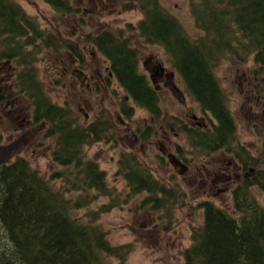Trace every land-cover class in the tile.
Here are the masks:
<instances>
[{"label":"trees","instance_id":"obj_1","mask_svg":"<svg viewBox=\"0 0 264 264\" xmlns=\"http://www.w3.org/2000/svg\"><path fill=\"white\" fill-rule=\"evenodd\" d=\"M44 1L60 12L71 11L68 0ZM137 1L143 13L137 23L140 36L164 48L188 94L215 120L207 129L183 128L191 145L211 153L230 144L236 126L215 74V61L224 54L238 61L252 57L264 69V0H197L191 11L202 35L194 39L159 0ZM52 37L18 3L0 0V61L10 67V95L24 99L33 124H45L42 138L52 139L51 159L64 169L46 179L19 154L0 165V264H108V257L122 264L127 246L110 245L107 233L94 224L99 212L115 204L88 212L93 223L74 214L97 196L110 197L113 190L104 171L82 150L101 140L98 122L78 124L70 108L51 101L38 77L39 45L55 48L58 41ZM91 41L127 97L120 104L122 113L132 115L125 100L131 99L152 118L159 117L157 92L139 71L137 52L127 39L119 41L103 31ZM117 166L129 192H145L143 202L154 209L168 207L183 195L161 185L134 157L120 158ZM55 180L57 187L52 184ZM252 185L264 195V169L232 189L234 215L209 201L199 204L203 221L192 229L191 243L183 251L184 264H264V201L257 200ZM75 191L90 192L89 201L82 195L73 197Z\"/></svg>","mask_w":264,"mask_h":264},{"label":"rangeland","instance_id":"obj_2","mask_svg":"<svg viewBox=\"0 0 264 264\" xmlns=\"http://www.w3.org/2000/svg\"><path fill=\"white\" fill-rule=\"evenodd\" d=\"M13 1L18 3L26 14L36 19L43 30L51 32L54 42L58 41L55 48L39 45L36 56L38 77L47 96L53 103L70 108L78 124L86 127L92 122H98L101 140L84 145L82 150L87 159L95 161L99 169L104 171L106 182L113 193L110 197L97 196L87 207L76 210L75 216L84 222L93 223V220L86 216L87 213L111 202L115 205L108 211L99 212L94 224L100 225L107 233L110 245L127 246L122 264H184L183 251L191 243L192 229L200 226L203 221V211L199 204L209 201L232 215L236 214L231 193L235 185L227 191L209 188L210 181H214L215 176L207 178L205 187L200 185L202 178L197 174L198 170L202 169L201 163H212L217 160L218 155L193 147L182 130L178 117L184 116L183 120L189 126L192 122L191 115L198 118L205 115L203 116L197 102L187 93L183 106L173 98L168 89L159 88L158 82L151 80L152 73H149L148 68L157 60L165 68L174 71L179 88L185 91L164 48L159 44L148 43L140 36L137 23L142 19L143 13L138 7V1L68 0L70 12L55 10L44 0ZM159 1L164 9L177 19L190 39L202 35L195 25V17L191 11L192 3L197 0ZM103 31L112 33L119 41L126 38L129 45L136 50L139 71L146 76L152 87H158V105L161 113L159 117L152 118L145 109L135 106L131 99L125 100L127 106L133 108L132 115L127 117L122 113L120 104L126 96L113 75L106 72L109 63L91 41L95 34ZM67 44L72 45L73 49L68 50L70 48ZM72 58L76 59V65L73 67ZM215 62V74L235 122L237 140L246 146L253 145L257 140L259 142L258 152L252 149L245 154L248 163L255 168L252 177L258 169H264V129L256 133L248 127L247 110L243 104L244 99L240 96L236 74L256 73L263 76L264 69L255 65L252 57L238 61L224 54ZM73 68L82 70L88 77L94 78L89 87L73 80L70 72ZM8 70L9 65L0 61V146L11 143L28 131V136L25 137L26 145L19 155L28 159L47 179L64 169L51 159L53 141L42 138L44 125H31L27 124V121L26 124L19 125L18 119L11 118L15 108L22 109V114L27 116L26 120L30 119V113L26 108L27 104L22 103V97L10 95L13 81ZM98 74L103 78L99 76L96 80ZM1 78L5 80L2 82ZM208 123H214V119L211 117ZM126 128L132 129L138 138L133 150H129L120 140L126 135ZM162 148L185 159L189 164L188 172L179 175L170 164L167 152H161ZM126 157H134L161 185L183 195L172 205L162 209H154L151 204H145L143 201L147 197L146 193H130L125 180L118 172V160ZM122 161L124 163L127 160ZM58 180L52 182L55 187L59 185ZM249 180L251 181V178ZM220 182L223 181L216 180L215 183ZM250 190L259 202L264 201V195L256 185H252ZM89 194L90 192L87 195L81 191L71 193L73 197L82 195L86 202L89 201ZM106 259L108 264H120L116 257Z\"/></svg>","mask_w":264,"mask_h":264},{"label":"flooded vegetation","instance_id":"obj_3","mask_svg":"<svg viewBox=\"0 0 264 264\" xmlns=\"http://www.w3.org/2000/svg\"><path fill=\"white\" fill-rule=\"evenodd\" d=\"M71 49H73V47L68 49V50H71ZM5 63H7V62H5ZM75 63H76V59L72 58L71 59V66L72 67L75 66L76 65ZM172 65H173V63H172ZM173 68L175 69L177 75L179 76V78L181 79V81L185 87V91H182V92L184 93L185 101H186V93L188 94L186 86H185L182 78L180 77L177 69L174 66H173ZM64 69L66 70V68H64ZM75 70H79V69L73 68V69H70V72H71L72 76L74 77L73 80L75 79L79 82V80L73 74V72ZM79 71H82V70H79ZM148 71H149V73H152L150 75L151 80L153 82L154 81L158 82L159 88L163 87V88L168 89L166 85L169 82L168 80H169V77L171 76V74L173 75L174 83L179 88L178 78L176 77L174 71L165 68L161 62L154 60V65L149 67ZM82 72L84 73V71H82ZM106 72L109 73V75H111L109 68H106ZM260 75L261 74H256V73L255 74H251V73L236 74V80L238 83V89L240 92V96H241V98L244 99L243 104L245 105V108L247 110V112H246L247 125L249 128H251L252 132H256V133L260 129H264V75L263 76H260ZM99 76L102 77V75L98 74L96 76V80H98ZM86 77H87L88 85L86 86L82 83L81 84L86 86V87H89L91 85V82L93 81L92 79H94V78H92L91 76L88 77L87 75H86ZM102 78H101V81H102ZM1 79H2L1 80L2 82L5 80L4 78H1ZM218 83H219V81H218ZM161 84H162V86H160ZM219 86H220V84H219ZM153 88L157 92L158 87L155 86ZM179 104H181V103H179ZM184 104L185 103H183L181 105L185 106ZM11 105H13V104H11ZM17 106H19V105H17ZM24 108H25V106H24ZM15 109L16 110L13 111L11 118L13 120L18 119L17 122L19 125H22L23 123L26 124V121L28 122L27 124L30 123L31 125H38V124L32 123V118L29 115H28V117L30 119L26 120L27 116L22 114L23 111L21 108H19V109L15 108ZM80 111H82V109H80ZM201 111H202L203 116L204 115L205 116L198 118L197 116L195 117L194 115H191L192 122H190L189 126H187V124L183 120V119H185V117L179 116L178 117L179 124H181V126L183 128L184 127L188 128V129L193 128L194 130H196V128H200V129L210 128L213 123L209 124L208 120H211L212 116L210 114H208L207 112L203 111L202 109H201ZM7 113H9V112H7ZM198 119H199V122H198ZM214 122H215V120H214ZM43 125L45 126V124L42 123L41 126H43ZM182 130H184V129H182ZM28 133H29L28 131L24 132L19 137H21L22 135H26V138H27ZM258 143L259 142L257 140L254 142L253 145L246 146V144L239 142L237 140V136H236L235 139L230 144H228L226 146L218 147L215 151L211 152V153H214V155H218V158H217V160H215L212 163H208V162L201 163L202 169H199V170L197 169L198 170L197 176L202 178V180L200 181V185H203L205 187L207 185V178L215 176L214 181L213 180L210 181L209 188L211 187L212 189H215V190L227 191V189L231 188L233 185H235L233 187V188H235L236 186H239L241 183H244L246 181L245 179L250 181L249 179L251 178V175H252V173H250V170L254 169V171H255V168L252 167L250 165V163H248V159L245 158V154L247 152H251L252 149L257 150V152H258L259 151ZM161 152L163 154L165 152H167V157H168V155L175 156L186 167V172H188L189 164L187 163V161L185 159L176 156L172 152H168V150L164 149V148H162ZM216 180H221L223 182L216 184L215 183Z\"/></svg>","mask_w":264,"mask_h":264},{"label":"water","instance_id":"obj_4","mask_svg":"<svg viewBox=\"0 0 264 264\" xmlns=\"http://www.w3.org/2000/svg\"><path fill=\"white\" fill-rule=\"evenodd\" d=\"M74 76L79 80L80 83L84 85H88L86 75L79 70H75L73 72ZM169 82L167 83V88L169 89L171 95L177 102L183 104L185 103V96L184 93L176 86L173 80V75L169 77ZM126 135H124L120 140L125 144V146L129 150H133L134 147L138 143V138L136 133L132 131L130 128H126ZM26 135H22L21 137L17 138L16 140L12 141L11 143L0 146V165L9 163L12 158L22 152L26 145ZM169 162L174 168V170L179 174L182 175L186 172V167L173 155H168ZM251 173L254 172V169L250 170Z\"/></svg>","mask_w":264,"mask_h":264}]
</instances>
